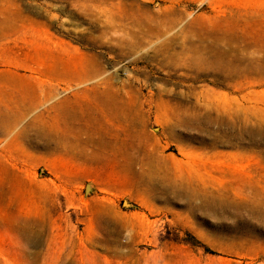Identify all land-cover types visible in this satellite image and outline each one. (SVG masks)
I'll return each instance as SVG.
<instances>
[{
  "label": "rangeland",
  "instance_id": "rangeland-1",
  "mask_svg": "<svg viewBox=\"0 0 264 264\" xmlns=\"http://www.w3.org/2000/svg\"><path fill=\"white\" fill-rule=\"evenodd\" d=\"M0 264H264V0H0Z\"/></svg>",
  "mask_w": 264,
  "mask_h": 264
},
{
  "label": "bare ground",
  "instance_id": "bare-ground-1",
  "mask_svg": "<svg viewBox=\"0 0 264 264\" xmlns=\"http://www.w3.org/2000/svg\"><path fill=\"white\" fill-rule=\"evenodd\" d=\"M147 32H148V31H147ZM138 38H139V37H138ZM94 59H96V58H94ZM94 61H96V60H94ZM98 62H99V61H98ZM83 65H84V64H83ZM83 65H82V66H83ZM86 65L88 66V64H86ZM86 65H85V66H86ZM92 65H93V64H92ZM92 65H91V66H92ZM99 65H100V64H99ZM57 66H59V65H57ZM91 66H90V67H91ZM94 66H95V65H94ZM97 66H98V65H97ZM57 69H58V68H57ZM57 69H56V70H57ZM63 69H64V68H63ZM76 69H77V68H76ZM76 69H75V70H76ZM88 69H89V67H88ZM65 70H66V68H65ZM92 70H93V69H92ZM63 71H64V70H62V72H63ZM67 71H68V70H67ZM68 72H69V71H68ZM68 72H67V73H68ZM56 73H58V71H57ZM60 73H61V72H60ZM65 73H66V72H65ZM77 73H78V72H77ZM91 73H92V72H91ZM68 74H69V73H68ZM64 75H65V74H64ZM69 75H70V74H69ZM76 75H77V74H76ZM79 75H80V74H79ZM95 75H96V74H95ZM58 76H60V75H58ZM61 76H62V75H61ZM93 76H94V75H93ZM114 76H115V75H114ZM71 77H73V76H71ZM80 77H81V76H80ZM82 77L84 78V76H82ZM94 77H95V76H94ZM77 78H79V77L77 76ZM85 78H87V77H85ZM90 78H93V77H90ZM122 87H123V86H122ZM104 92H105V91H104ZM107 93H108V92H107ZM115 94H116V93H115ZM113 101H114V99H113ZM117 104H118V103H117ZM95 105H96V104H95ZM221 105H222V104H221ZM221 105H220V106H221ZM220 106H219V107H220ZM225 106H226V105H225ZM225 106H224V107H225ZM229 106H230V105H229ZM94 107H95V106H94ZM227 107H228V106H227ZM219 109H220V108H219ZM228 109H229V108H228ZM120 110H121V109H120ZM118 111H119V110H118ZM9 119H10V118H9ZM9 119H8V122H9ZM15 122H16V119H14L13 123H15ZM101 130H102V129H101ZM104 130H105V129H104ZM107 132H108V133L105 134V135H109V130H108ZM93 134H94V133H93ZM93 134H90V135H89V137H88V139H87L88 141H87L86 143L89 144V142H90V143L93 142V141H92ZM95 136H96V135H95ZM110 136H111V135H110ZM110 136H109V139H108V140H111V139H110ZM104 138H105V137H104ZM104 138H103V139H104ZM98 140H99V139H98ZM99 141H100V140H99ZM104 141H105V142H104V148H105V150L107 151V149L110 148V144H111V143L108 142L107 140H104ZM97 142H98V141H97ZM112 142H113V140H112ZM112 144H113V143H112ZM101 148L103 149V147H101ZM113 149H114V148H113ZM113 149H112V150H113ZM73 150H74V148H72V151H73ZM112 150H111V153H112ZM106 151H105V152H106ZM127 151H128V150H127ZM140 151H141V150H140ZM78 152H79V151H78ZM78 152L75 151V153H74L75 157H80V156L82 157V155H84V156L86 157V155L84 154L83 151H81V153H78ZM103 152H104V151H103ZM121 152H122V151H121ZM123 153H124V152H123ZM123 153H122V154H123ZM136 153H137V152H136ZM108 155H110V154H108ZM114 155H116V153H115ZM91 156H92V154H91ZM96 156H97V155H96ZM106 157H107V156H106ZM113 157H114V156H113ZM124 157H125V156H124ZM91 158H93V156H92ZM91 158H90V160L86 161L84 164H88V165H90L91 163H94L93 159H91ZM134 158H136V156H135ZM138 158H139V157H138ZM95 159H96V157H95ZM105 159H106V158H105ZM110 159H111V158H110ZM110 159H109V161H110ZM121 159H122V158H121ZM152 160L154 161V159H152ZM115 161H116V159H115ZM124 161H125V159H124ZM112 162H114V161H112ZM142 162H143V161H142ZM148 162H150V161L148 160ZM157 162H158V161H157ZM150 163H151V162H150ZM126 164H127V163H126ZM134 164H135V160H133V159H132V160L129 159V162H128V169L130 170ZM136 165H137V164H136ZM139 166H140V165H139ZM141 166H142V165H141ZM156 166H157V165H156ZM121 167H122V166H121ZM152 167H153V166H152ZM134 168H135V167H134ZM141 168H143V167H141ZM158 168H159V167H158ZM147 169H148V168H147ZM150 169H151V168H150ZM152 169H153V168H152ZM154 169H156V168H154ZM154 169H153V170H154ZM159 169H160V168H159ZM131 170H132V169H131ZM131 170H130V171H131ZM140 170H141V169H140ZM127 171H128V170H127ZM130 171H129V173H130ZM156 171H157V170H156ZM158 171H159V170H158ZM185 190H186V189H185Z\"/></svg>",
  "mask_w": 264,
  "mask_h": 264
}]
</instances>
